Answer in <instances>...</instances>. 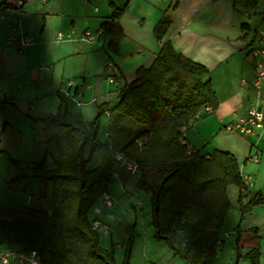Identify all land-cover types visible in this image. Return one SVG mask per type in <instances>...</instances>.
Here are the masks:
<instances>
[{
    "label": "crops",
    "instance_id": "1",
    "mask_svg": "<svg viewBox=\"0 0 264 264\" xmlns=\"http://www.w3.org/2000/svg\"><path fill=\"white\" fill-rule=\"evenodd\" d=\"M11 2L6 0L9 7L0 9V206L52 212L51 185L30 180L21 193L13 182L16 169L9 159L23 167L37 165L45 158L46 168L54 167L56 154L47 148L48 137L39 121L55 115L59 94L69 93L81 102L76 105L66 97L69 112L87 128L100 109L110 110L100 118L105 127L97 133V140L110 145L115 161L107 189L115 205L99 215L110 226L109 234L100 236L99 244L106 250L111 244L124 249L129 209L142 203L139 196L134 197L136 204L130 203L132 192L140 189V175L138 171L134 175L128 172L131 162L118 151L137 125L114 111L120 95L108 82L104 70L112 62L119 72L120 84L128 85L138 69L152 65L162 43L168 42L184 58L207 69L217 101L215 110L200 114L182 128L184 142L204 157L213 151L231 154L238 162L241 177L252 179L247 190L228 188L229 208L218 236L215 259L210 264H252L246 254L254 250L256 264H264V205L252 207L244 216L240 213V205L247 206L254 195L264 198V155L258 163L247 160L251 153L264 152V147L224 129L235 116L245 115L255 100L252 61L246 55L254 46L258 31L264 30V6H260V0H26L17 9ZM125 4L127 7L118 18L122 37L116 46L117 54L107 48V34L96 41L81 40L84 32L95 33L110 21L112 5L122 8ZM94 8L98 9L96 13ZM165 19L169 25L158 42L153 29ZM14 28L33 38L32 46L19 49L7 45L6 36ZM58 34L62 35L59 42ZM261 92L264 93V86ZM94 155L98 156L94 166L97 168L101 157ZM116 156L121 159L116 160ZM140 190L150 203L149 194ZM116 237L120 243H114ZM143 244L147 245V238ZM157 245L160 256L156 258V251L149 252L148 256H153L149 260L182 264L169 249Z\"/></svg>",
    "mask_w": 264,
    "mask_h": 264
},
{
    "label": "trees",
    "instance_id": "2",
    "mask_svg": "<svg viewBox=\"0 0 264 264\" xmlns=\"http://www.w3.org/2000/svg\"><path fill=\"white\" fill-rule=\"evenodd\" d=\"M7 7L6 0H0V9ZM126 7L112 5L110 21L101 26L114 54L122 37L118 18ZM168 25L165 19L154 27L158 42ZM161 46L152 65L135 72L114 108L137 125L118 154L137 166V184L150 196L154 238L186 264H210L229 208L228 188L242 187L241 174L231 154L213 151L204 157L184 142L182 128L205 107L215 110L217 101L205 67L184 58L168 42ZM59 100L58 112L39 121L47 148L56 154L54 167L48 170L45 158L23 167L9 159L21 193L30 180L51 185L52 213L0 206V246L36 251L42 264H116L115 248L100 246V235L90 229L89 219L96 200L108 191L115 162L110 145L97 140L104 111L100 109L87 128L71 115L67 98L59 94ZM94 154L101 157V165L88 170ZM257 205H264L258 194L247 206L240 205V213L244 216ZM130 245L128 238L120 264H130ZM246 256L257 263L255 250Z\"/></svg>",
    "mask_w": 264,
    "mask_h": 264
},
{
    "label": "built area",
    "instance_id": "3",
    "mask_svg": "<svg viewBox=\"0 0 264 264\" xmlns=\"http://www.w3.org/2000/svg\"><path fill=\"white\" fill-rule=\"evenodd\" d=\"M26 0H12L11 5L14 8H19L23 5ZM95 13L98 11L97 8L93 10ZM81 37L82 41L90 42L96 41L103 36L102 31L98 30L95 33L84 32ZM58 36V42L62 40V35ZM5 43L7 45H15L19 49L27 48L32 46L34 43L33 38L25 35L18 28H14L11 33L6 36ZM102 43V42H100ZM247 57L252 61V68L254 71V77L252 79V85L255 90V97L253 103L249 106L245 115H237L234 120L224 126L226 132L236 134L244 139H253L256 144L264 147V93L261 92L262 86H264V30H259L257 37L254 40V46L247 52ZM105 76L108 82L115 87L118 95L126 91L127 84H120V76L116 66L112 62H108L105 66ZM244 85L245 82L242 81ZM65 97L74 101L76 105H81V102L75 101L69 93H64ZM110 110L104 111V115H108ZM211 112L209 107H205L200 114H206ZM199 115H196V117ZM264 155V152L251 153L248 155V162L258 163L260 156ZM116 160L121 158L116 156ZM128 172L134 175L138 168L135 164L130 163L127 167ZM242 191L247 190L251 187L252 179L247 176H242ZM115 205L114 198L106 193H103L95 202L94 207L90 211V229L93 232H97L100 236L108 235L110 226L103 223L99 218L102 211L109 212L110 209ZM110 218V215L107 214ZM0 264H42L39 255L36 251H30L26 253L11 250L7 246H0Z\"/></svg>",
    "mask_w": 264,
    "mask_h": 264
},
{
    "label": "rangeland",
    "instance_id": "4",
    "mask_svg": "<svg viewBox=\"0 0 264 264\" xmlns=\"http://www.w3.org/2000/svg\"><path fill=\"white\" fill-rule=\"evenodd\" d=\"M260 6H264V0H260ZM102 127H105L104 120H100V127L98 132H102ZM97 155H93L92 160L88 164L87 168L92 169L94 166L97 165ZM140 197V203H142L141 206H136L134 208H131L130 216H128L127 219V228L126 233L124 235V246L127 243L128 238L131 240V256H130V264H160L157 263L156 259L149 260V258L153 257L152 255L148 256L149 252L156 251V258L160 256L159 254L161 251H159L158 245L161 244L167 248V246L162 242L158 241L153 237V231L150 226V203L145 200V195L142 190L138 189L137 192H132V199L130 200V203L136 204L134 201V197L138 198ZM52 212L48 213L51 215ZM90 217V215H89ZM144 238H147V245L145 246L143 244ZM114 243H120L119 238H114ZM147 248V250L145 249ZM156 249V250H155ZM124 249H118L115 248V254L114 258L115 261L120 264L121 260L123 258ZM148 257V258H147ZM178 262L183 264V261L181 259H178L177 257H174ZM75 257L71 256V261L74 263ZM162 264V263H161Z\"/></svg>",
    "mask_w": 264,
    "mask_h": 264
}]
</instances>
